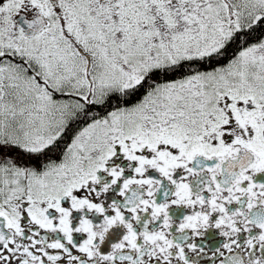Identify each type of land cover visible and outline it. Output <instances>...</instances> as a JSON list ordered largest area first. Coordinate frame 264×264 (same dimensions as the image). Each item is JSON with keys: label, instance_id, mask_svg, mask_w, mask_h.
<instances>
[{"label": "snow or ice", "instance_id": "6c2138e0", "mask_svg": "<svg viewBox=\"0 0 264 264\" xmlns=\"http://www.w3.org/2000/svg\"><path fill=\"white\" fill-rule=\"evenodd\" d=\"M0 264H264V0H0Z\"/></svg>", "mask_w": 264, "mask_h": 264}]
</instances>
